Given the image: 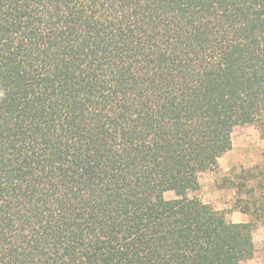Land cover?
<instances>
[{
    "label": "trees",
    "instance_id": "1",
    "mask_svg": "<svg viewBox=\"0 0 264 264\" xmlns=\"http://www.w3.org/2000/svg\"><path fill=\"white\" fill-rule=\"evenodd\" d=\"M247 124L264 0H0V264H246L188 194Z\"/></svg>",
    "mask_w": 264,
    "mask_h": 264
},
{
    "label": "rangeland",
    "instance_id": "2",
    "mask_svg": "<svg viewBox=\"0 0 264 264\" xmlns=\"http://www.w3.org/2000/svg\"><path fill=\"white\" fill-rule=\"evenodd\" d=\"M231 142L217 165L199 176V190L188 196L230 211L234 223H252L254 253L246 264H264V136L257 125L247 124L233 130ZM164 198L176 195L169 191Z\"/></svg>",
    "mask_w": 264,
    "mask_h": 264
}]
</instances>
